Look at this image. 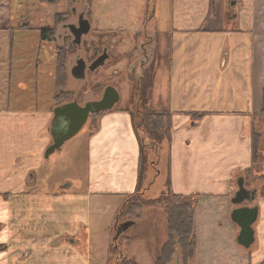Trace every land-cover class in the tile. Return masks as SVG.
I'll use <instances>...</instances> for the list:
<instances>
[{
	"label": "crops",
	"instance_id": "1",
	"mask_svg": "<svg viewBox=\"0 0 264 264\" xmlns=\"http://www.w3.org/2000/svg\"><path fill=\"white\" fill-rule=\"evenodd\" d=\"M161 8H153L154 20ZM168 12V30L158 31L167 36L166 73L145 112L168 116L169 191L195 197L192 263L264 264V197L246 203L259 208L249 249L237 243L240 228L231 220L239 180L250 190L253 124L263 117L264 0H168ZM12 49L11 57L26 52ZM35 58L40 61L41 54ZM20 64L7 69L8 94L12 82L33 84L38 77L37 65ZM3 94L0 205L8 208L0 222V264H93L90 254L113 242L120 202L143 183L133 114L113 109L99 118L86 143L87 171L77 190L62 189L64 182L57 191H27L35 175L47 178L43 164L53 114L48 107L4 106L10 96ZM19 200L29 206L15 208Z\"/></svg>",
	"mask_w": 264,
	"mask_h": 264
},
{
	"label": "rangeland",
	"instance_id": "2",
	"mask_svg": "<svg viewBox=\"0 0 264 264\" xmlns=\"http://www.w3.org/2000/svg\"><path fill=\"white\" fill-rule=\"evenodd\" d=\"M160 4L162 8L156 10L154 20L153 8L156 9ZM74 8L77 15L72 14ZM83 11L91 22V31L83 36L81 46L74 45L71 38L59 39L58 35L63 33V25L77 24L78 15ZM151 22L154 25L156 23L160 30L150 25ZM168 28V0H0V99L4 98V92L10 96L9 103L4 102V106L11 104V108L15 109L48 107L53 114L52 110L65 103L77 101L85 106L89 102L100 101L105 90L113 87L120 94V102L114 109L132 113L141 141L144 138L145 143H150L143 153V183L140 182L139 189L141 195L136 199L124 197L120 202L122 206L114 217L115 236L112 241L118 242L124 259L132 264H155L167 240L166 214H170L168 208L174 202L168 184L170 134L166 120L152 116L161 113L151 109L144 115L149 101L152 102L157 97L161 80H164L166 73L167 36L163 33ZM12 32L15 41L11 36ZM66 36L69 37V34ZM21 47L26 50L25 53L20 52L16 57L10 56L13 53L9 54L10 48L19 50ZM105 49L108 50L110 58L103 67L94 72L88 70L84 79H76L72 75L71 69L76 64L77 55H86V59L91 61ZM38 53L41 54L40 61L35 58ZM24 55L26 56L23 57ZM17 63H21L23 69L37 65L38 77L33 84L25 81L21 86L18 81L12 82L8 94L4 79L8 76L7 69L10 73V68L13 69ZM60 63L62 68L59 78ZM100 117H91L79 136L67 142L60 152L48 160L44 158L46 180L41 175H35L34 184L29 182L27 191H32L29 189L33 187L36 191L44 192L51 188L57 191L58 186L64 182V186L72 185L73 190L81 186L87 171L86 165L84 166L86 143L98 129ZM143 130H147V134ZM253 132L260 135V160L247 180L248 188L257 190L258 196L262 189L260 180L264 177V117L254 119ZM151 140H154V145ZM134 200L138 201L139 211L128 214V207ZM1 202L4 203V200ZM19 203L20 207L22 203L29 206L19 200L15 203V208ZM195 204L196 201L194 206ZM6 206L8 208L7 203ZM6 206L0 205V211L4 212L0 214V222L5 218V213L7 214ZM124 208V216L119 221L118 215L122 214ZM126 222H134L135 226L114 241L117 229ZM113 242L108 249L102 242V250L93 251L90 261L93 264H115V258L110 257L113 253ZM95 246L97 247L96 242ZM79 250L86 252L85 247ZM177 259L182 264L180 256ZM177 259L173 258L171 264H176ZM122 263L121 261L119 264Z\"/></svg>",
	"mask_w": 264,
	"mask_h": 264
},
{
	"label": "water",
	"instance_id": "3",
	"mask_svg": "<svg viewBox=\"0 0 264 264\" xmlns=\"http://www.w3.org/2000/svg\"><path fill=\"white\" fill-rule=\"evenodd\" d=\"M90 30L91 24L87 20H82L81 29H78L77 33H73L76 45L80 46L82 37L88 35ZM108 59L109 55L99 58L90 67V70L94 72L98 68L103 67ZM76 71L81 74V76L77 75V73L73 74L76 79H83L85 77L83 75V67L77 68ZM119 102V92L113 87H108L100 101L89 102L85 106H81L77 101H73L56 107L53 111V119L50 126L52 144L46 149L44 158L48 160L55 153L60 152L67 142L81 133L91 117H100L102 114L112 111ZM70 186V184H67L63 188L68 189ZM257 193V190H248L245 187L244 179H240L238 191L232 199V204L236 209L231 214V220L240 228L237 243L245 249H249L255 243V231L253 227L258 221L259 208L244 206V204L253 203L257 198ZM133 226H135L134 222H126L121 225L117 229L114 241H117L123 233ZM176 262V264H179V259Z\"/></svg>",
	"mask_w": 264,
	"mask_h": 264
},
{
	"label": "trees",
	"instance_id": "4",
	"mask_svg": "<svg viewBox=\"0 0 264 264\" xmlns=\"http://www.w3.org/2000/svg\"><path fill=\"white\" fill-rule=\"evenodd\" d=\"M50 2H55L56 0H47ZM13 37V32H12ZM59 71L58 76L60 78V71L62 68V64H59ZM60 81V80H59ZM61 106V105H59ZM147 112L144 113L146 115ZM155 118H164L166 120V124L168 125V116L166 114H152ZM262 116L264 117V94H263V112ZM165 124V126H166ZM144 127V125H143ZM142 127V128H143ZM144 133H146L147 130H143ZM147 134V133H146ZM146 137H148L146 135ZM260 135L257 133L252 134L253 139V165L252 169L247 175V178L252 176V173L256 170L258 164H259V148H258V142H259ZM150 139V138H149ZM144 138H142V155H141V162H140V178L141 174L144 170V162H143V153L146 146H149L147 143H143ZM151 144H155L154 140H151ZM260 183L262 185V189H260V195L264 197V177H261ZM141 190H138L133 195H130L128 197L130 198H138L141 195ZM172 194V193H171ZM172 202L171 208H168L170 211L166 214L167 216V240L165 243L164 248L162 249L161 255L156 259L155 264H171L173 261V258H176L180 256L181 263L182 264H192L193 259L196 254V238L194 234V201L195 197H184V196H178L172 194ZM188 200V201H187ZM190 200V201H189ZM138 201L134 200V202L131 204L130 207H128V214H133L137 210L139 211V205L137 204ZM163 200L160 202L162 203ZM126 208H124L121 212L122 214H119L118 219L119 221L124 216V211ZM166 211V210H165ZM113 253L111 254L112 257L115 258L116 263L119 264L121 261L124 264H132V262H128L124 259L123 253L121 252L118 242H113ZM122 263V264H123Z\"/></svg>",
	"mask_w": 264,
	"mask_h": 264
},
{
	"label": "flooded vegetation",
	"instance_id": "5",
	"mask_svg": "<svg viewBox=\"0 0 264 264\" xmlns=\"http://www.w3.org/2000/svg\"><path fill=\"white\" fill-rule=\"evenodd\" d=\"M72 14L73 15H77V10L74 8V9H72ZM82 20H87L90 24H91V22L89 21V19L87 18V13L85 12V11H83V12H81L79 15H78V23L77 24H68V25H63V33H60L59 35H58V38L59 39H68V38H71V39H73L72 40V43L74 44V45H76V40H75V37H74V35H73V33H77L78 31V29H81V21ZM74 31V32H73ZM91 31V30H90ZM90 33V32H89ZM66 34H69V37L68 36H66ZM82 39H83V37H82ZM81 43H82V41H81ZM80 46H81V44H80ZM108 55V50L107 49H105L104 50V52L100 55V56H98L96 59H92L91 61H88V59H86V55H84V57L82 56V55H77L76 56V64H75V66H73L72 67V69H71V73H72V75L74 74H76L77 73V75H80L81 76V74H79V72L78 71H76V69L77 68H79L80 69V67H83V69H84V76H86V72L89 70L90 72H92L91 70H90V67L94 64V62H96L99 58H101V57H106ZM110 58V57H109ZM73 75V76H74ZM85 78V77H84ZM83 78V79H84ZM246 204H244V206H245Z\"/></svg>",
	"mask_w": 264,
	"mask_h": 264
}]
</instances>
